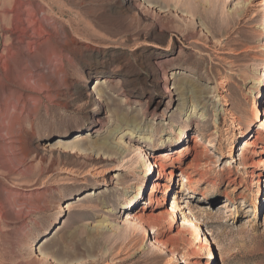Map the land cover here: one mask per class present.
Listing matches in <instances>:
<instances>
[{
	"label": "rangeland",
	"instance_id": "rangeland-1",
	"mask_svg": "<svg viewBox=\"0 0 264 264\" xmlns=\"http://www.w3.org/2000/svg\"><path fill=\"white\" fill-rule=\"evenodd\" d=\"M262 25L264 0H0V264H264Z\"/></svg>",
	"mask_w": 264,
	"mask_h": 264
},
{
	"label": "bare ground",
	"instance_id": "bare-ground-1",
	"mask_svg": "<svg viewBox=\"0 0 264 264\" xmlns=\"http://www.w3.org/2000/svg\"><path fill=\"white\" fill-rule=\"evenodd\" d=\"M260 29H262V30H264V25H262L261 27H260ZM262 51H263V53H264V41H263V44H262ZM155 72V71H154ZM158 72V71H157ZM165 81H166V77H164L163 79H162V82L163 83H165ZM264 83V73L262 72L261 73V75H260V78L258 79V81H256V83H255V86H257V84H263ZM167 84V83H166ZM163 90H164V93L165 94H167L168 96H170V89H169V87L167 86V85H163ZM97 95L99 96V98L101 99V98H103V94L101 93V92H99V93H97ZM82 96V95H81ZM84 97V96H83ZM89 97V96H88ZM91 97V96H90ZM86 98H87V96H86ZM93 101H92V103H94L95 105H96V107H99V103H97L96 102V100H94V99H92ZM100 102V101H99ZM193 106L194 105H192L191 104V109L189 110V107H188V114H186V119H187V121H190V118H191V116L192 115H190V114H193L192 112L194 111V109H193ZM257 120V119H256ZM140 130H136V129H133V130H129V131H120V137L118 138V139H122L123 140V138H125L126 139V142L125 141H122V142H120L119 143V141L118 142H116L115 144H112V146H113V148L115 149V150H117V152H119V153H121V152H124L123 151V146H127V147H130V143H131V141H135V137H136V132H139ZM151 133H152V131H151ZM183 136V131H182V129L181 128H176V129H174V128H171V134L170 135H163L161 138H160V143H161V147H165L168 143H172V142H174L173 140H175V141H178V139H180V137H182ZM117 139V140H118ZM145 141H150V138L148 137V138H146L145 139ZM85 141L83 140V139H78V140H75V142L74 143H72V144H70V145H73V144H77V145H74L73 147H72V149H74V148H78L79 147V144H82V145H85ZM58 145H60V141H58V143L57 144H55V145H50V146H41L42 148H40V149H36L35 151H34V155H33V157H34V159L36 160L35 162V165H34V168L35 169H43V166H44V160L46 159V157H52L53 155H54V153H57L58 152V148L59 147H56V146H58ZM103 150H109V149H111L107 144H104V146H103V148H102ZM67 150H63V151H59V153H58V157H66L67 156V152H66ZM178 152V151H177ZM164 154V153H163ZM57 157V158H58ZM155 159L154 160H156L155 161V163L153 164V166H152V169H156L157 171L156 172H154L153 170H151V168L149 167V163H148V161H145V160H143L144 161V163H143V166H142V172H141V175H142V177H144V179L147 177V176H149L150 174L151 175H153V173L155 174V173H157L156 175H157V177H156V179H155V181L152 183V186H151V190H150V194H149V202H148V204H151V202H152V200H151V196L154 194V193H156V192H158L159 190H160V188H163L164 187V185H163V179H167V176L169 177V178H171L172 177V175H173V173H172V171H169V172H167L166 171V167H165V154L164 155H158V156H156V157H154ZM102 160V159H101ZM94 161H96V160H94ZM99 163V162H98ZM180 173H183V170H180ZM149 178V177H148ZM184 179L183 180H185L186 182H187V177H183ZM141 182H139L133 189H132V193L130 194V196L131 195H133V198L134 197H139V196H141ZM129 198V197H128ZM164 200V199H163ZM162 200V203H164V201ZM174 200H175V197H174ZM181 203H184V201H182ZM66 208H64V210H65ZM177 211V207H176V204H174V202H173V204L170 206V208H169V210L168 211H165L164 213H165V216L163 217V221H165V222H168V224L170 223V221L174 218V216H175V212ZM145 220V219H144ZM143 220V221H144ZM110 225L111 224H106V225H104L103 226V229H108L109 227H110ZM190 227V226H194V221H193V219H192V215H190V217L188 218V219H186V224L184 225V227ZM39 255H41V258H45L46 256L43 254V253H41V254H39ZM190 259H192L191 257H190ZM189 261V262H188ZM187 264H198L197 262H194V263H192L191 262V260H187Z\"/></svg>",
	"mask_w": 264,
	"mask_h": 264
}]
</instances>
